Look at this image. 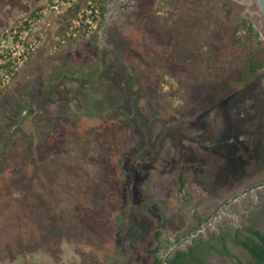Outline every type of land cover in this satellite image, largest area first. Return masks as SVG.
<instances>
[{
  "label": "rangeland",
  "instance_id": "1",
  "mask_svg": "<svg viewBox=\"0 0 264 264\" xmlns=\"http://www.w3.org/2000/svg\"><path fill=\"white\" fill-rule=\"evenodd\" d=\"M105 2L56 52L74 2L51 15L0 88V264H153L157 244L165 257L212 232L234 257L203 264H239L234 231H264V66L232 85L228 45L246 17L264 46V14L255 0Z\"/></svg>",
  "mask_w": 264,
  "mask_h": 264
},
{
  "label": "trees",
  "instance_id": "2",
  "mask_svg": "<svg viewBox=\"0 0 264 264\" xmlns=\"http://www.w3.org/2000/svg\"><path fill=\"white\" fill-rule=\"evenodd\" d=\"M78 1H84V6L79 8ZM73 7H75L74 10H76L75 17L78 14L86 15L88 11L95 7L98 9L99 15L101 16L105 11L106 2L105 0H76L71 8ZM69 25L70 24L68 23L65 24L67 27H69ZM47 33L48 29L46 30L45 37L47 36ZM62 36L60 35L59 37L62 38ZM45 37L33 51L27 54L23 61L24 63H26L30 56L40 48ZM59 40L55 41V48L53 47L54 50L51 48L53 51L50 52H56L57 48L61 46L58 42ZM259 40L260 36L258 32L255 31L250 20L246 17L242 18L239 22L237 31L232 34L228 45V50L230 52L240 54V61L238 62L239 67L231 78L232 85L237 86L246 83L261 68H263L264 46L258 45ZM61 75L63 76V73L55 68L52 69L50 78L58 79L62 77ZM53 79H50L49 81L51 82ZM178 180L180 189H182L184 186V174L182 171L179 172ZM198 219L202 220L200 217H198ZM241 229H244L246 233L242 232ZM232 237L235 243L244 246L250 254V259L244 263H240L237 259L239 264H264V232L262 230L254 226L243 224L234 231ZM87 240L88 239L84 241L87 242ZM159 248L160 246L157 244L155 247L149 249L154 255V264H162L163 261H166L167 264H203L204 261L202 260V256L205 252H214L223 256L234 257L228 249L227 234L224 232H212L204 237H197L192 240V244H189L184 248H174L168 252L164 258L158 256Z\"/></svg>",
  "mask_w": 264,
  "mask_h": 264
},
{
  "label": "built area",
  "instance_id": "3",
  "mask_svg": "<svg viewBox=\"0 0 264 264\" xmlns=\"http://www.w3.org/2000/svg\"><path fill=\"white\" fill-rule=\"evenodd\" d=\"M74 1L76 0H50L30 18H25L2 33L7 44L0 45V88L19 70L27 54L45 37L46 30L51 25L50 16L66 11ZM99 18L97 8L88 11L86 15L78 14L73 19V29L62 36L60 44L65 43L70 36H76L79 27L86 32L90 31ZM40 23H43V27L36 28Z\"/></svg>",
  "mask_w": 264,
  "mask_h": 264
},
{
  "label": "crops",
  "instance_id": "4",
  "mask_svg": "<svg viewBox=\"0 0 264 264\" xmlns=\"http://www.w3.org/2000/svg\"><path fill=\"white\" fill-rule=\"evenodd\" d=\"M48 1L49 0H0V39L4 28L21 20L22 17L26 16V14L31 11V14H35L37 9L41 8ZM31 14H29V16ZM53 17L51 19L55 20ZM36 28H39V26ZM36 31L37 30H35V32Z\"/></svg>",
  "mask_w": 264,
  "mask_h": 264
},
{
  "label": "flooded vegetation",
  "instance_id": "5",
  "mask_svg": "<svg viewBox=\"0 0 264 264\" xmlns=\"http://www.w3.org/2000/svg\"><path fill=\"white\" fill-rule=\"evenodd\" d=\"M28 105H30V103H28ZM241 231L242 232H244V233H246L245 232V230L244 229H241ZM264 232V231H263ZM246 254H247V257L246 258H244V259H239V262L240 263H244L245 261H247V260H249L250 259V254H249V252H248V250L244 247V246H242L241 244H238V243H236ZM227 246H228V242H227ZM228 249H229V247H228ZM230 250V249H229ZM233 254V253H232ZM163 256V255H162ZM153 257H154V255H153ZM160 257V256H159ZM226 257H229V256H226ZM161 258H164V257H161ZM231 258V257H230ZM202 260L204 261V259H203V257H202ZM154 264V263H153ZM162 264H167L166 263V261H163L162 262ZM190 264H192V263H190ZM198 264H202V263H198Z\"/></svg>",
  "mask_w": 264,
  "mask_h": 264
},
{
  "label": "water",
  "instance_id": "6",
  "mask_svg": "<svg viewBox=\"0 0 264 264\" xmlns=\"http://www.w3.org/2000/svg\"><path fill=\"white\" fill-rule=\"evenodd\" d=\"M255 3L257 4L258 8L264 14V0H255Z\"/></svg>",
  "mask_w": 264,
  "mask_h": 264
},
{
  "label": "bare ground",
  "instance_id": "7",
  "mask_svg": "<svg viewBox=\"0 0 264 264\" xmlns=\"http://www.w3.org/2000/svg\"><path fill=\"white\" fill-rule=\"evenodd\" d=\"M258 27H260L261 30L264 28L263 24H258Z\"/></svg>",
  "mask_w": 264,
  "mask_h": 264
}]
</instances>
